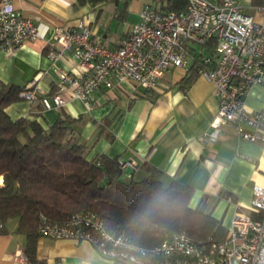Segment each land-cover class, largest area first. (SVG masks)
Listing matches in <instances>:
<instances>
[{"label": "crops", "instance_id": "1", "mask_svg": "<svg viewBox=\"0 0 264 264\" xmlns=\"http://www.w3.org/2000/svg\"><path fill=\"white\" fill-rule=\"evenodd\" d=\"M239 1L249 13L258 5L251 0ZM11 2L34 21L38 36L24 41L12 52L0 48V79L19 85L35 79L47 94L58 79L57 71H76L69 53L55 61L48 57L55 27L73 25L77 19L85 18L91 39L115 47L139 20L144 4L158 5L157 0H127L126 5L123 0ZM131 13L135 16L130 20ZM114 20L118 22L115 26ZM188 68L169 70L152 89L130 81L112 88L101 86L92 91L89 103L64 93L62 105L43 109L36 117L45 126L66 114L80 117L75 128L85 139L89 155L100 152L122 160L133 159L137 163L133 172L136 178L147 174L145 164L158 167L165 183L177 179L192 186L190 205L204 200L205 210L227 229L239 209L252 217L260 216L251 209L250 201L252 186L264 187V142L240 138L228 122L220 123L218 140L209 141L207 133L216 117L218 101L213 84L200 75L186 90L180 87ZM35 105L36 101L19 100L9 104L6 111L12 118L35 117ZM245 106L264 109V80L250 88ZM101 127L104 132L99 135ZM16 227L17 220L10 218L0 231V264H32L25 253L26 236ZM35 256L45 264H119V260L99 253L86 239L40 235Z\"/></svg>", "mask_w": 264, "mask_h": 264}, {"label": "built area", "instance_id": "2", "mask_svg": "<svg viewBox=\"0 0 264 264\" xmlns=\"http://www.w3.org/2000/svg\"><path fill=\"white\" fill-rule=\"evenodd\" d=\"M254 12H247L239 0H186L182 9L166 13L144 4L138 22L115 47L91 39L85 18L73 25L57 26L48 57L55 61L69 53L76 71H57L53 93H44L34 79L27 84L31 89L21 94L29 101L40 94L43 108L49 109L65 102L64 93L89 103L95 89L125 81L152 89L169 70L189 67L199 52L208 49L202 52L198 68V75L213 84L218 101L208 140H218L220 123L228 122L240 138L264 142V109L245 106L250 88L264 80V4L257 5ZM37 36L38 27L30 17L22 15L11 0H0V48L12 52ZM119 163L128 180L137 163L133 159H119ZM250 207L260 217L237 210L224 239L208 249L185 230L152 248H143L133 244L123 231L107 229L94 211L78 212L66 219L40 214L37 230L52 238L86 239L103 256L136 264H264V187L252 186ZM4 225L0 217V231ZM156 255L168 259L156 262L146 258Z\"/></svg>", "mask_w": 264, "mask_h": 264}, {"label": "trees", "instance_id": "3", "mask_svg": "<svg viewBox=\"0 0 264 264\" xmlns=\"http://www.w3.org/2000/svg\"><path fill=\"white\" fill-rule=\"evenodd\" d=\"M157 1L155 8L162 13L180 10L186 4V0ZM251 2L264 4V0ZM202 52L189 66L180 84L182 89L186 90L198 75ZM30 89L27 84L0 79V217L4 222L17 220L16 228L26 236L25 253L32 264H45L35 256L41 235L37 230L40 214L66 219L78 212L94 211L107 229L123 231L133 244L143 248H152L179 230L187 231L205 249L224 239L226 227L205 210L204 200L190 205L194 188L189 184L177 179L165 183L162 170L148 164L145 176L136 178L131 173L125 179L127 171L120 167L118 156L100 152L89 155L85 139L75 128L80 117L66 114L43 125L36 117L44 109L40 94L30 100L36 101L32 112L35 117L12 118L6 107L27 100L21 93ZM55 89L54 84L48 94ZM103 132L101 127L98 134ZM157 193L167 194V205L145 218ZM146 258L157 262L168 256Z\"/></svg>", "mask_w": 264, "mask_h": 264}, {"label": "clouds", "instance_id": "4", "mask_svg": "<svg viewBox=\"0 0 264 264\" xmlns=\"http://www.w3.org/2000/svg\"><path fill=\"white\" fill-rule=\"evenodd\" d=\"M167 200H168L167 194L165 193L155 194L149 209L145 213V218L147 215L151 214L152 211L164 208L167 205Z\"/></svg>", "mask_w": 264, "mask_h": 264}, {"label": "rangeland", "instance_id": "5", "mask_svg": "<svg viewBox=\"0 0 264 264\" xmlns=\"http://www.w3.org/2000/svg\"><path fill=\"white\" fill-rule=\"evenodd\" d=\"M147 1H149V0H147ZM135 15L133 14V13H131V14H129V18H130V20L134 17ZM138 21H136L135 23H137ZM118 22L116 21V20H114V22L112 23L113 24V26H115L116 24H117ZM134 23V24H135ZM122 23H120V25H119V28L122 26L121 25ZM259 83H261V82H259ZM98 251V250H97ZM100 253V252H99ZM119 264H136V263H133V262H130V261H126V260H120L119 261Z\"/></svg>", "mask_w": 264, "mask_h": 264}]
</instances>
